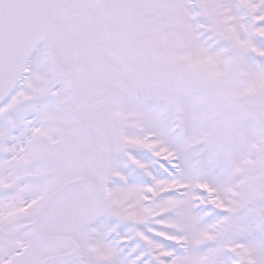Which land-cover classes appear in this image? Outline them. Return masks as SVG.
I'll return each mask as SVG.
<instances>
[{
	"label": "snow or ice",
	"instance_id": "snow-or-ice-1",
	"mask_svg": "<svg viewBox=\"0 0 264 264\" xmlns=\"http://www.w3.org/2000/svg\"><path fill=\"white\" fill-rule=\"evenodd\" d=\"M0 264H264V0H0Z\"/></svg>",
	"mask_w": 264,
	"mask_h": 264
}]
</instances>
